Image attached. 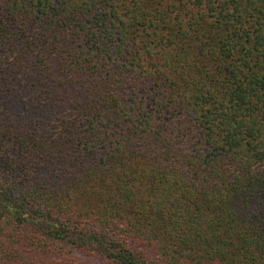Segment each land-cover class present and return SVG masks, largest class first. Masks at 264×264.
I'll return each instance as SVG.
<instances>
[{"label":"trees","instance_id":"trees-1","mask_svg":"<svg viewBox=\"0 0 264 264\" xmlns=\"http://www.w3.org/2000/svg\"><path fill=\"white\" fill-rule=\"evenodd\" d=\"M100 261L264 264V0H0V264Z\"/></svg>","mask_w":264,"mask_h":264},{"label":"rangeland","instance_id":"rangeland-1","mask_svg":"<svg viewBox=\"0 0 264 264\" xmlns=\"http://www.w3.org/2000/svg\"><path fill=\"white\" fill-rule=\"evenodd\" d=\"M88 259L90 260L91 258H88ZM96 262H97V261H96ZM97 263H98V262H97ZM100 263L103 264L101 261H100Z\"/></svg>","mask_w":264,"mask_h":264}]
</instances>
